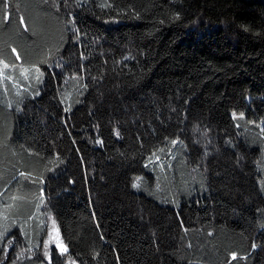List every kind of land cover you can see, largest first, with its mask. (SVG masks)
<instances>
[{"label": "trees", "instance_id": "obj_1", "mask_svg": "<svg viewBox=\"0 0 264 264\" xmlns=\"http://www.w3.org/2000/svg\"><path fill=\"white\" fill-rule=\"evenodd\" d=\"M66 255L264 264V0H0V264Z\"/></svg>", "mask_w": 264, "mask_h": 264}, {"label": "snow or ice", "instance_id": "obj_2", "mask_svg": "<svg viewBox=\"0 0 264 264\" xmlns=\"http://www.w3.org/2000/svg\"><path fill=\"white\" fill-rule=\"evenodd\" d=\"M5 67H7V65H5ZM37 71H38V70H37ZM37 79H39V77H37ZM172 143L175 144L176 141H172ZM5 232H7V229H5ZM10 243H11V241H10ZM57 246L60 248V251H61L62 253H66V252H67V248L64 247L63 244H58ZM45 257H46V258L48 257V253H47V251L45 252Z\"/></svg>", "mask_w": 264, "mask_h": 264}, {"label": "rangeland", "instance_id": "obj_3", "mask_svg": "<svg viewBox=\"0 0 264 264\" xmlns=\"http://www.w3.org/2000/svg\"><path fill=\"white\" fill-rule=\"evenodd\" d=\"M56 233V231L54 230L53 233ZM56 237V235H55ZM60 243H57L56 245H58ZM66 264H78L70 255H66Z\"/></svg>", "mask_w": 264, "mask_h": 264}, {"label": "water", "instance_id": "obj_4", "mask_svg": "<svg viewBox=\"0 0 264 264\" xmlns=\"http://www.w3.org/2000/svg\"><path fill=\"white\" fill-rule=\"evenodd\" d=\"M65 247V246H64Z\"/></svg>", "mask_w": 264, "mask_h": 264}]
</instances>
